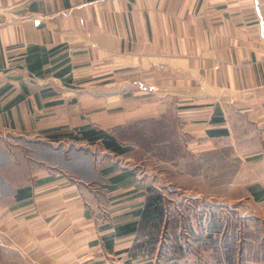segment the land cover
<instances>
[{
  "label": "crops",
  "instance_id": "crops-1",
  "mask_svg": "<svg viewBox=\"0 0 264 264\" xmlns=\"http://www.w3.org/2000/svg\"><path fill=\"white\" fill-rule=\"evenodd\" d=\"M173 113L188 152L261 159L232 204L264 218V0H0V264H155L116 235L146 188L80 130Z\"/></svg>",
  "mask_w": 264,
  "mask_h": 264
},
{
  "label": "rangeland",
  "instance_id": "rangeland-1",
  "mask_svg": "<svg viewBox=\"0 0 264 264\" xmlns=\"http://www.w3.org/2000/svg\"><path fill=\"white\" fill-rule=\"evenodd\" d=\"M120 138L132 149L110 156L105 165L119 161L118 170L134 168L133 175L121 182H139L146 190L155 185L165 201L166 217L156 233V243L150 241L151 229L141 228L135 243L141 247L131 253L137 255L134 260L155 264H264V218L252 216L258 210L252 202H243L238 210L232 204L235 195L245 192L243 180L263 174V166H258L261 159L243 162L228 148L192 154L186 149L187 140L180 137V143L174 140L173 146L166 148L163 140L157 146L142 140L133 129ZM100 186L99 182L92 185L102 189ZM141 195L134 198L138 200ZM100 201L105 203L106 198ZM104 214L111 218L110 210ZM8 259L11 264L20 261L13 253Z\"/></svg>",
  "mask_w": 264,
  "mask_h": 264
},
{
  "label": "trees",
  "instance_id": "trees-1",
  "mask_svg": "<svg viewBox=\"0 0 264 264\" xmlns=\"http://www.w3.org/2000/svg\"><path fill=\"white\" fill-rule=\"evenodd\" d=\"M212 120L220 122L223 119L213 118ZM130 129H133L134 131H136V133L139 132V134L143 137L142 140L155 142L157 146L160 145L159 141L163 140L165 143L162 142L163 143L162 145L166 146V148L171 145L173 146L174 140L176 142L178 140L179 142V137L182 138L179 122L176 118V114L174 113L171 116L167 115L166 118L142 120L136 124L125 126L123 127V129H118L116 135L95 128L94 129L82 128L80 132L82 134L81 138H86L92 143H94V141L100 140L102 143H104L107 149H110L113 152L122 155L125 152L132 149L130 145L124 144L120 138V136L124 135V133L126 131H129ZM133 173L134 172L127 171L125 174H122L121 176L114 177L113 182H118L123 178H125L126 176L133 175ZM147 190H148V194L146 195L145 205L143 207H140V209H138L136 212L133 213L134 216H140V220L127 223L126 225L118 226L116 229L117 236L126 235L127 233H131L135 231H138L139 233L142 229L150 228L151 229L150 236H152V239L150 241L153 244L156 243L158 237L156 236V233L157 232L159 233L160 226H162L166 217L165 206H164L165 201L162 192L157 187L150 186L148 187ZM146 234L149 235V233ZM140 247L141 245L134 244L133 250L134 251L139 250ZM134 256L137 255L134 254Z\"/></svg>",
  "mask_w": 264,
  "mask_h": 264
}]
</instances>
